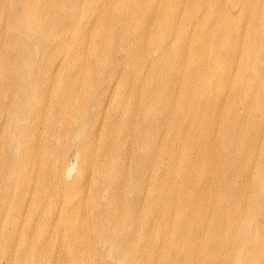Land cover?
Instances as JSON below:
<instances>
[{"label":"rangeland","instance_id":"obj_1","mask_svg":"<svg viewBox=\"0 0 264 264\" xmlns=\"http://www.w3.org/2000/svg\"><path fill=\"white\" fill-rule=\"evenodd\" d=\"M109 1L0 0L6 138L79 183L55 264H264V0Z\"/></svg>","mask_w":264,"mask_h":264},{"label":"bare ground","instance_id":"obj_2","mask_svg":"<svg viewBox=\"0 0 264 264\" xmlns=\"http://www.w3.org/2000/svg\"><path fill=\"white\" fill-rule=\"evenodd\" d=\"M111 2L113 0L109 1V3ZM179 17L182 19L183 16ZM0 84L1 94L4 83L0 80ZM2 99L3 101L7 100L6 98ZM2 99L0 95V114H2ZM5 113L8 115V111ZM8 119L0 118V264H42L47 262L55 264L56 256L53 250L56 243L52 235L57 231L58 217L61 214L58 210L64 207V198L59 195L57 190L61 187L67 191V196H69L77 189L79 183L74 180L64 181L72 168L65 169V166H62L67 156L66 153H63L54 164H49L46 159L39 163L46 167L42 172L38 188L37 182L32 181V169L27 172L28 165L37 160L24 153L22 141L18 140L13 145L8 141L6 132L11 131L13 118L6 123ZM50 119L53 120V118ZM14 122L18 125L17 127H22L19 121L14 120ZM5 129H7L6 132ZM74 150V158H77L79 147L75 146ZM47 171H49L48 174ZM90 183L91 181L88 183L87 189ZM43 189L46 190L45 194L42 193ZM82 191L83 189L80 193ZM95 194H98L97 189ZM79 197L78 202L82 199V196ZM44 205H48V207L45 209V213H42L40 207ZM107 213L111 217V226L101 221V229L104 232L111 231L112 242L126 247L130 234H122V231L132 217L128 221L121 219L114 214V210L109 206H107ZM8 215H12L14 218L7 219ZM40 223L44 224L43 230H38ZM133 225L137 227V223ZM86 229V227L78 226L75 231L79 236ZM35 232L38 248L32 247L28 241V238ZM88 232H90L89 229Z\"/></svg>","mask_w":264,"mask_h":264}]
</instances>
